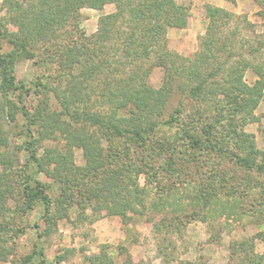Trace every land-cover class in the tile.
<instances>
[{
	"label": "rangeland",
	"instance_id": "obj_1",
	"mask_svg": "<svg viewBox=\"0 0 264 264\" xmlns=\"http://www.w3.org/2000/svg\"><path fill=\"white\" fill-rule=\"evenodd\" d=\"M116 1L125 7L138 3ZM175 1L187 7L189 15L184 28L166 27L165 48L179 59L173 60L172 71L158 65L161 46L152 47L149 60L123 56L129 22L122 28V21H117L106 40L99 20L116 12L114 0L99 9L80 8L78 27L83 34L69 21L59 25L55 37L44 40L45 32L49 36L54 33L56 24L50 20L45 28L52 27L45 31L37 28L28 36L35 56L16 60L13 68L18 80L43 84L35 96L24 95L23 99L26 104L38 105L30 125L40 164L33 176L50 197V213L43 218L39 202L24 213L17 209L24 173L31 169L24 148L23 119L19 114L15 118L5 114V97L0 92V179L8 195L7 208L0 216V251L7 258L0 264H23L25 256L36 249L35 243L43 247V264H264L260 258L264 254V88L258 98L250 97L247 89L258 78L254 66L264 67V1L252 0L257 11L251 13L228 10L232 16L220 18L214 34L208 32L207 2ZM28 3L0 0L1 53L11 51V38L21 35L14 23V8ZM129 13L125 11V16ZM244 16L254 25H247ZM155 20L153 16L139 19L138 29ZM95 35L105 39L102 53L115 56L84 61H100L103 66L99 81L86 83L89 89L83 88V94H90L91 88L99 90L103 76L110 82L105 84V94L113 97L116 81L142 71V80L154 91L153 97L156 91L161 94L152 104V116L166 118L181 107L183 93L198 87L195 95L183 98V113L176 114V126L198 138L208 134L253 167L228 162L204 146L189 148L175 128L158 130L144 149L126 156L127 147L132 146L129 138L69 119L68 112L83 107L73 104L70 111L65 107L68 99L64 89L71 81L53 57L75 43L90 51ZM209 35L227 46L218 51L215 60H208L217 62L221 67L218 72L205 65L196 69L199 62L193 60ZM73 83L80 85L74 79ZM17 96L18 92L8 94L15 100ZM113 103L91 107L90 111H110L105 116L124 126L119 118L122 110ZM42 111L43 117L39 115ZM67 126L73 133L86 135L88 152L102 148L108 156L113 182L120 191L116 201L113 196H99L94 186L102 177L98 168L90 181L65 180L67 167L80 170L79 174L93 169L79 138L63 131ZM42 230L45 235L38 241L37 232Z\"/></svg>",
	"mask_w": 264,
	"mask_h": 264
},
{
	"label": "trees",
	"instance_id": "obj_2",
	"mask_svg": "<svg viewBox=\"0 0 264 264\" xmlns=\"http://www.w3.org/2000/svg\"><path fill=\"white\" fill-rule=\"evenodd\" d=\"M23 1L29 2L26 7L17 5L14 8V23L18 29L20 28L19 33L21 35H16V37L11 38L10 41L13 45L11 51L5 54L0 52V92L5 97L2 107L5 114L9 118H15V116L19 114L23 119L22 131L25 136L24 148L27 150V163L30 165L31 169L29 173H24L25 178L22 184V191L20 192V199L17 201L19 204L17 209H19V212L24 213L31 210L37 202H39L43 208V218H45L50 213L51 200L45 192L43 186H41L39 181H36L33 176V174L38 172L40 164L34 146L30 125L32 124L35 110H37L38 105L35 104L32 106L31 104H26L23 99L24 95H29L31 97L35 96L40 90V86L43 84L37 80L31 82H28L27 80H18L14 73V63L18 59L33 58L35 56V50L32 49L28 41V36L34 30H38L40 28L41 31H45V29H49L52 27V24L48 28L45 27L49 21L52 20L53 24H56V26L54 27V33L51 36L45 32L44 40H47L55 37V31L61 23L72 21L76 31L83 34L78 27L80 8L88 6L99 9L104 4L112 0H22V2ZM227 1L233 3L235 2V0ZM137 2L138 3L136 5L128 4L127 6L126 4L125 7L123 6V3L116 1V12L107 17L105 16L100 18V32H102V35L104 34V37H106L107 40L110 38L109 36L111 32L115 30L114 27L117 21H122V28H125L123 25H127L129 22L127 25L129 32L125 38L123 56L128 58V55L134 60H149L151 57L150 53L153 51L152 47L161 46L162 50L160 52L162 53L159 54L156 59L158 60V65L166 68L167 71H172L171 68L174 69L172 66V63H174L173 60L179 59L174 57L173 54L165 48L166 38L164 37V34L166 27L184 28L187 25L189 15L188 8L182 4L176 3L175 0H138ZM129 3H132V1ZM127 10L130 11V16H125V11ZM205 10L206 16L210 19L208 32L210 31L212 34L216 33L215 27H217L216 24L220 18L225 17L226 19H229L232 16V13L228 10L212 6L208 3L205 4ZM32 12H34V14L27 18V15ZM152 16L156 20L154 22H146L140 31L137 26L138 20ZM244 19L248 23L247 25H254L253 22L248 20L247 16H244ZM97 38L98 35H95L93 45L90 46V51L83 48L84 45L75 43L67 46V48H64L66 49L64 52L53 57L54 61L57 60L59 62V67L62 68L64 74H69L68 79L71 81V85L69 84V86L64 89V94H66V98L68 99L65 107L68 111H70L73 104L82 105L83 107V110L81 111L74 109V111L71 110V112H68L69 119H73L79 124L81 122H89L95 127H102L106 130H110L116 137L129 138V145L132 146L127 147L126 156H129V154L135 153L138 150L144 149L146 142L153 137L158 130L175 128L177 132H180V136L187 141L185 144L188 145L189 148L204 146L209 151L224 158L228 162H234L240 166H246L247 168L253 167L250 162L239 154L229 152L219 146L218 143L212 141V138L208 134L204 138H198L187 130L176 126L178 119L176 114L180 115L181 112L183 113V110L181 109L184 104L183 98L186 99L189 95H195L199 90L198 87H191L187 90V92L183 93V96H181L180 99L181 107L171 112L166 118H162L160 116L155 118L152 116L153 111L150 112L152 110V104L154 100L159 101L161 99V94L160 91H156L155 94L157 95H155L156 97H153L154 91L145 87V81L142 80V71L135 72L134 75L132 74L131 76L120 78L121 80L116 81L115 84L117 91L113 92V97L112 94L110 97L105 94V84H109L110 82H107L106 78L103 76L100 79L101 82L99 84V90L94 91L91 88L89 90L91 92L90 94H83V88L89 89V86L86 83L96 80L99 81L98 73L103 66L100 61H96L94 64L84 61L107 60L108 57L115 56V53H108L104 55V53H102V44L105 42V39L99 40ZM160 40L163 43H161ZM223 47H227L225 42L222 43L219 40H215L211 35L207 36V38L202 42V52L200 51L195 54V57L193 58V60H198L197 62H199L196 69L205 65L206 67H214L218 72L221 67L219 68L216 66L217 62L214 61V64V62H209L208 60H215V55ZM262 64H264V61ZM179 69L180 68L175 70L179 72ZM253 69L258 78L252 86L247 87L249 90L248 95L250 97L258 98L262 96L264 88V67L263 65H259L254 66ZM171 78L173 79V77ZM73 79L76 83L79 82L80 85L78 86L74 84ZM15 92H18V100L8 98V94H15ZM132 95H134V97ZM119 96H121V99ZM108 102L110 104L114 102L113 104L115 107L122 110L121 114H124L123 111L125 112L124 115L120 114L119 116L122 123H124L122 124L124 126L116 124L111 117L108 118L109 115L105 116V114L110 111L103 110V113L92 112V110L90 111L91 107L98 105L102 107ZM128 113H131L132 116H125ZM39 115L43 117V111L40 112ZM104 117L108 120H104ZM66 128L68 130L63 128V131L70 133L71 129L68 126ZM204 133H206V131H204ZM73 134L79 138V143L83 144L84 149L86 150V156L89 159V163L91 162L93 165V169H88L86 173L79 174L80 170H76L71 166L67 167V170L65 171V180L69 182L73 180L71 177H74L76 179L85 178L90 181L94 179L95 175H97V170H99L102 177L94 181V186H96L99 196L102 195L103 199H111L113 196L114 201H116L117 197L120 195V191L116 188L115 181L113 182L114 176L111 173L113 170L109 168L110 160L108 159V156L103 154L104 152L102 148L101 151H93V153L88 152L87 150H89V147L86 146L87 144L85 143L86 135L80 133ZM96 168L98 169L96 170ZM7 199L8 195H6L5 187L2 179H0V216L3 210L7 208ZM45 232V230L37 232L38 241H40L41 237L45 235ZM262 239L264 241V235ZM35 246L36 249L25 256L23 264H34V259L38 260L37 264L44 263L43 247L39 243H35ZM6 258V254L3 251H0V260H4ZM260 258L263 259L264 263V254L261 255Z\"/></svg>",
	"mask_w": 264,
	"mask_h": 264
},
{
	"label": "crops",
	"instance_id": "obj_3",
	"mask_svg": "<svg viewBox=\"0 0 264 264\" xmlns=\"http://www.w3.org/2000/svg\"><path fill=\"white\" fill-rule=\"evenodd\" d=\"M202 1L212 4V5L223 7L227 10H230L232 12H237V13L253 11L254 7L256 6V4L252 0H235L234 3L229 2L227 0H202ZM254 11H257V10L254 9ZM248 16H249V19H251L250 15Z\"/></svg>",
	"mask_w": 264,
	"mask_h": 264
}]
</instances>
